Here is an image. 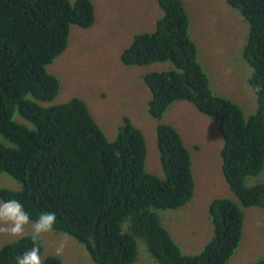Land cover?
<instances>
[{
    "label": "trees",
    "instance_id": "1",
    "mask_svg": "<svg viewBox=\"0 0 264 264\" xmlns=\"http://www.w3.org/2000/svg\"><path fill=\"white\" fill-rule=\"evenodd\" d=\"M226 2L249 25L243 58L252 69L249 85L258 100L249 119L237 104L213 93L198 62L182 0H158L164 16L156 30L136 36L122 54L129 67L166 62L175 67L144 76L151 92L149 115L159 122L160 178L147 172L145 136L129 119L109 141L82 99L40 105L59 95L60 81L47 67L66 51L73 26L94 25L93 3L0 0V175L22 186L18 192L1 190L2 201H20L32 222L42 212H55L53 230L83 244L96 264H134L137 241L158 264H228L241 243L242 208L264 209V185H245L264 170V90L255 91L264 85V0ZM179 101L218 121L222 172L238 201L211 203L214 235L197 255L182 252L160 217L161 211L189 204L196 186L181 135L161 123ZM17 114L31 127L16 121ZM30 237L4 246L0 264H14L13 257L33 246ZM45 264L61 262L51 257ZM255 264H264V259Z\"/></svg>",
    "mask_w": 264,
    "mask_h": 264
},
{
    "label": "rangeland",
    "instance_id": "2",
    "mask_svg": "<svg viewBox=\"0 0 264 264\" xmlns=\"http://www.w3.org/2000/svg\"><path fill=\"white\" fill-rule=\"evenodd\" d=\"M90 1L95 7L96 21L89 29L71 28L66 51L47 67L60 81L59 95L54 101L40 105L51 107L73 98L82 99L109 141L117 138L124 119H129L145 136L147 172L163 178L156 135L159 122L149 115L151 92L144 76L175 67L169 62L129 67L122 63L121 57L136 36L156 30L164 13L158 0ZM182 1L190 16L189 34L197 47L198 62L213 93L237 104L245 119H249L258 106L248 79L252 69L243 58L249 25L226 0ZM16 121L31 127L18 114ZM161 123L173 126L181 135L192 158L196 186L189 204L178 210L161 211L160 217L182 252L197 255L214 235L209 214L211 203L217 199L238 202L222 172L223 139L219 124L186 101L175 102ZM245 185H264V170L259 176L247 178ZM3 189L18 192L22 186L11 176L1 174L0 191ZM242 211L241 243L228 264H255L264 259V209L250 207ZM31 232L30 223L25 226L22 238L30 237ZM22 238L0 234V251ZM62 239H67V246L62 256H56L55 248ZM41 241L44 264L51 257L61 264H96L85 246L65 233L52 230L42 234ZM137 245L138 258L134 264H158L142 241H137Z\"/></svg>",
    "mask_w": 264,
    "mask_h": 264
},
{
    "label": "clouds",
    "instance_id": "3",
    "mask_svg": "<svg viewBox=\"0 0 264 264\" xmlns=\"http://www.w3.org/2000/svg\"><path fill=\"white\" fill-rule=\"evenodd\" d=\"M264 90V85H257L256 92ZM57 222L55 212H42L32 222L29 214L24 210V205L16 200L9 199L0 202V234L12 237H23L25 226L31 223L32 247L13 257L14 264H44L40 254V241L42 234L51 232ZM259 226V225H258ZM67 239H62L55 248V255L62 256L67 246Z\"/></svg>",
    "mask_w": 264,
    "mask_h": 264
}]
</instances>
